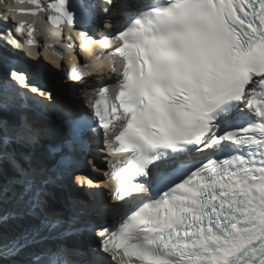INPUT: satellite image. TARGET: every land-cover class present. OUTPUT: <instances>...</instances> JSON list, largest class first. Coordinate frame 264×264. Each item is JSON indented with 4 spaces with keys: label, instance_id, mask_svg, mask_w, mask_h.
I'll return each instance as SVG.
<instances>
[{
    "label": "snow or ice",
    "instance_id": "1",
    "mask_svg": "<svg viewBox=\"0 0 264 264\" xmlns=\"http://www.w3.org/2000/svg\"><path fill=\"white\" fill-rule=\"evenodd\" d=\"M27 2L33 7L7 6V12H47L48 24L69 28H89L108 14V33L96 43L110 49L111 84L101 81L95 95L85 97L91 112H74L69 98L56 169L70 174L73 153L85 151L89 133L102 129L103 150L115 158L106 179H127L133 189L116 187L111 203L74 206L73 234L82 216L101 210L112 216L114 225L97 231L95 248L61 241L30 264H264V0ZM34 23L24 43L12 36L17 47L38 43ZM24 28L20 21L8 34ZM112 40L118 43H105ZM11 75L40 99L0 81V225L6 198L15 199L17 214L37 223L7 241L0 227V264H11L46 235L59 239L63 226L47 210L52 178L38 152L41 130L25 115L15 121L5 115L28 101L47 108L55 97L23 74ZM88 75L74 68L66 80L86 83ZM5 169L14 174L10 186Z\"/></svg>",
    "mask_w": 264,
    "mask_h": 264
},
{
    "label": "bare ground",
    "instance_id": "2",
    "mask_svg": "<svg viewBox=\"0 0 264 264\" xmlns=\"http://www.w3.org/2000/svg\"><path fill=\"white\" fill-rule=\"evenodd\" d=\"M31 20L35 21L34 27H36L37 32L41 33V35L43 34V21L42 19H34L31 18ZM34 55L40 54L41 58L39 60L40 65H43L44 71L48 74L49 76V85L48 88L51 91H54L56 89L61 90L67 94L70 95V97H72L73 95H71L74 92V87L71 85L72 82L71 81H67L66 80V74L68 71V66H69V61H67L66 58H62L60 56H58L55 53H51L49 51H44L43 49H41V47L37 50L34 49V51H32ZM35 57V56H34ZM57 65H60V67H57ZM12 73V72H11ZM21 74H23L21 72ZM11 79L16 81L12 75H11ZM39 85H33V87H38ZM89 87V86H87ZM42 89H44L43 87H40ZM45 90V89H44ZM61 96V95H60ZM58 96V98L60 97ZM62 97V96H61ZM60 101V105L62 106L63 110L65 111V106L67 104V102L69 101L68 98H65V96L61 99H59ZM71 103H72V108L73 111L76 112V109L79 108L80 106H84V101H75L74 99L71 98ZM48 120L53 121V118H49ZM37 127L39 128H46L48 125L47 123H44V121H39V123L35 124ZM99 151H102L101 149H98ZM104 157L106 158V156L104 155ZM81 177L84 178L86 177L87 179L84 181L83 185L81 186L80 184L77 183V178ZM101 177V173L97 172V171H93L91 169H89V167H82L79 169V172L77 173V176L75 178V180L73 181V186L75 187L74 190L76 191L77 196L79 197V199H75L73 200L72 203H67L66 206L64 207L63 210H68L69 208H74V206L78 203H83V202H88V203H93L95 204L96 202L94 201H89L90 198H88V196L91 195L90 191L87 189V193H80L77 190H86V188L92 187L94 185L99 186L100 184H98V181H92V179L90 178H100ZM90 183V184H89ZM102 194L104 197H106V195H109L110 192L109 190H107L105 187L102 190ZM65 198V196L63 197V199ZM107 198V197H106ZM58 199H62L61 196L58 197ZM63 199L61 201H63ZM65 200V199H64ZM66 203V202H64ZM75 209V208H74ZM103 210L101 211H97V212H93L90 213V216L93 215H99L100 213H102ZM61 212V211H59ZM3 225V224H2ZM14 228L20 229L22 228V226L16 225L14 226ZM5 228H2L3 231V236L5 237Z\"/></svg>",
    "mask_w": 264,
    "mask_h": 264
},
{
    "label": "water",
    "instance_id": "3",
    "mask_svg": "<svg viewBox=\"0 0 264 264\" xmlns=\"http://www.w3.org/2000/svg\"><path fill=\"white\" fill-rule=\"evenodd\" d=\"M55 92H56V95L57 96H60L59 98H63L64 96H65V98H70V95L69 94H67V93H65V92H63V91H61V90H58V89H56V90H54ZM76 92H77V90L76 89H74V95H76ZM73 93L71 94V95H73ZM72 98V97H71ZM73 99V98H72Z\"/></svg>",
    "mask_w": 264,
    "mask_h": 264
}]
</instances>
